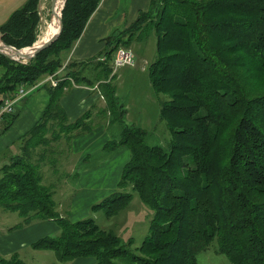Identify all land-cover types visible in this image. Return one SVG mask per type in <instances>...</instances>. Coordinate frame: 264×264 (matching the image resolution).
<instances>
[{"label": "trees", "instance_id": "1", "mask_svg": "<svg viewBox=\"0 0 264 264\" xmlns=\"http://www.w3.org/2000/svg\"><path fill=\"white\" fill-rule=\"evenodd\" d=\"M99 1L66 0L57 38L25 62L0 52V100L56 72L62 66L60 52L80 36ZM38 4L26 0L0 24L4 43L33 44ZM147 20L156 55L148 78L156 94L169 96L159 115L170 130V143L150 144L144 128L120 120L115 88L102 83L107 110L121 123L117 143L128 149L129 158L118 190L92 205L113 215L136 193L153 211L149 232L136 249L140 253L129 247L131 239L124 242L98 229L91 218L60 216L52 186L42 182L43 155L29 162L30 149L46 142V120L66 121L58 98L70 82L67 77L93 82L77 70L81 62L68 63L58 84L47 87L49 100L22 146L25 160L16 158L1 168L0 205L17 210L25 221H56L59 233L42 236L31 247L51 250L62 262L93 257L94 264H196L197 254L216 240L229 264H264V0H150L125 29H140ZM114 36L106 41L103 55L109 64L94 73L97 81L112 70ZM0 264L26 263L13 253Z\"/></svg>", "mask_w": 264, "mask_h": 264}, {"label": "crops", "instance_id": "2", "mask_svg": "<svg viewBox=\"0 0 264 264\" xmlns=\"http://www.w3.org/2000/svg\"><path fill=\"white\" fill-rule=\"evenodd\" d=\"M25 1L0 0V24L4 23L10 13L20 7ZM149 4L150 0H100L86 22L80 36L72 43L70 48L60 52L62 66L56 70V76L62 79L65 74V66L72 62H77V64L81 62L76 68L88 77H90V74L99 71L100 66L94 65L93 67L92 63L104 59L103 51L107 39L134 21L140 11L148 9ZM142 69L140 68L139 70ZM118 70L116 69L115 74L120 72ZM45 76L41 77L27 95L16 103L14 114L5 116L0 124V175L2 174L1 168L4 165H8L16 158H20L24 140L27 138L26 133L40 119L46 107L49 100L47 87L50 85L47 81H44L46 79ZM67 78V80L70 79V82L65 83L66 85L63 86L58 98V103L66 115L65 122H74L86 115L87 121L94 124L90 130L72 133L66 142V156L67 158H72L71 170H73V174L76 171L78 172L79 179L75 181L76 188H78L77 191L72 190L71 193H68L65 201H68L70 216H76L89 206L90 198L102 200L114 192L119 179L115 181L116 183H113L115 188L104 192H109L107 195H104L103 191L98 193L95 190L87 189L96 182L93 172L100 176L98 182L102 183L101 177L103 175L101 172L105 170L103 166L106 159L101 155V150L106 145L108 138L101 123L106 122V114H108L107 118L112 114L107 110L106 100L100 88H93L85 82L75 83L71 77ZM114 95L120 104L117 89H115ZM147 99V95L142 97L140 108H135L134 106L137 120L128 119V123L138 122L140 118L142 120V118L149 116V113L151 121H153V114L149 109V101ZM109 121L119 120L112 115ZM121 150L125 151L124 149ZM30 152L33 155L32 149H30ZM40 156L33 157V161L29 159V162L38 161ZM20 160L24 161L25 158L21 157ZM42 163L43 160L40 161V165ZM42 168L44 167L40 166V170ZM122 168L123 166L119 168L118 178H120ZM51 170H54V168H51ZM55 180L58 181V177ZM72 182L73 178L71 181L73 187ZM30 214L27 215V218L30 217ZM25 218L17 210L0 205V256L8 258L13 253H16L24 261V259L28 258L26 254H30L28 252L25 253V249L31 247L33 241L42 237V234H45L48 230L53 231L55 235L59 232V227L53 220L34 219L30 221L27 219L25 221ZM70 219L74 221L71 217ZM47 264H94V259L91 257H76L62 262L54 254V261L52 260Z\"/></svg>", "mask_w": 264, "mask_h": 264}, {"label": "rangeland", "instance_id": "3", "mask_svg": "<svg viewBox=\"0 0 264 264\" xmlns=\"http://www.w3.org/2000/svg\"><path fill=\"white\" fill-rule=\"evenodd\" d=\"M38 7L40 20L37 28L36 40L41 33L46 18L51 14L50 9L52 8V0H39ZM148 22L149 21L147 20L141 25L140 29L132 30V32H128L123 28L124 30L122 29L123 31L119 30L116 32V37L114 36L112 39V41H115L117 47L125 46L132 50L134 54V62L132 64L115 68L111 65L112 70L110 71V75L97 81L94 78V74H90L89 78H91V81L93 82L85 83L93 88H100L101 90L102 83L110 86L113 85V87L119 92V102H121V106L119 105L116 107V113L117 116H119V119L125 124H133L144 128L146 130L145 140L148 143L160 144L164 147H168L171 133L165 121L160 118L158 108L160 109L162 101L167 100L169 96L164 93L156 94L147 78L148 66L156 56L155 37L151 30L152 24ZM96 62H93L92 65L93 67L94 65L97 67L100 66L99 70L109 64L106 65L105 58L102 61ZM124 68L126 69L124 70ZM140 68L143 69L139 70ZM116 69H119L120 72L115 74ZM112 74L113 78L111 77ZM146 95L148 96L147 100L149 101V109L153 114V121H151L149 113V116L142 118V120L140 118L138 122L134 121L128 123V119L137 120L134 106L135 108H140V100ZM107 115L108 114H106V122L101 123L108 138L106 145L101 150V155L106 159L103 166L105 170L101 172L103 175L101 177L102 183L98 182L100 176L93 172L92 174L94 175L96 182L87 188L95 190L98 193L102 191L104 193L109 189L115 188V184L113 185V183L119 179V168H121L123 163L129 158L128 149L117 143V136L119 135L118 131L121 128L120 121H109L112 115L108 118ZM85 116L86 115L78 118L74 122H63L61 124H59L55 118L54 121H52L53 119L49 117L46 120L43 135L46 142L45 144H37L35 147L31 148L33 155L31 154L30 159L33 161V157L43 155V166L41 165V167H44L41 169L42 182L46 185L52 186L54 209L60 214V216H68V218L71 217L74 220L91 218V221L93 220L92 222L98 226V229L112 231L124 242L131 239L132 243L129 244V247L134 252L140 253L136 249L149 232V221L152 218L153 211L147 204L140 200L136 193L124 208L113 215L106 214L104 208L100 207L101 205L92 209L91 206L93 204L101 201L96 200V198H90L89 206L79 215L70 216L69 214L68 201L65 200L68 193H71L72 190L77 191L78 188H76L75 181L79 179V174L77 171L73 174V170H71L73 160L72 158H67L65 148L69 136L74 132L81 131L78 125H75V122L78 121V124L79 122H82L83 125L93 127L94 124L87 121ZM121 149H124L125 151H122ZM52 161L54 162L51 164ZM51 168H54V170H51ZM56 177H58V181L55 180ZM72 178L74 188L71 185ZM116 190H118V187ZM108 193L109 192H106L104 195H107ZM97 233L98 232L95 234ZM42 235L55 236L54 232L51 230H48ZM27 252L30 254H26L28 255L26 256L28 258L26 260L24 259L26 264H47L52 260L54 261V252L51 250H37L32 247H27L25 253ZM1 257L2 256H0V258ZM10 257L2 258L9 259ZM196 264H229V261L225 254H222L217 250L216 240H213L205 249L197 254Z\"/></svg>", "mask_w": 264, "mask_h": 264}, {"label": "built area", "instance_id": "4", "mask_svg": "<svg viewBox=\"0 0 264 264\" xmlns=\"http://www.w3.org/2000/svg\"><path fill=\"white\" fill-rule=\"evenodd\" d=\"M134 62V54L131 49L125 46H118L113 54L111 65L113 68L130 65ZM46 79L50 86H56L59 81V77L56 76V72L47 74ZM34 84L20 85L12 94L3 95L0 100V124L5 116L12 115L15 112L16 103L27 95Z\"/></svg>", "mask_w": 264, "mask_h": 264}, {"label": "water", "instance_id": "5", "mask_svg": "<svg viewBox=\"0 0 264 264\" xmlns=\"http://www.w3.org/2000/svg\"><path fill=\"white\" fill-rule=\"evenodd\" d=\"M65 1H63V4H62V7H61V10H60V16H59V26H58V30L52 34L46 41H44L43 43L35 46V42L30 45V46H25V47H22V48H15L14 46H11V45H8L6 43H4L1 39V42H2V46H0V52L3 53L4 55H6L7 57L9 58H12V59H15V60H18V61H22V62H25L26 60L34 57L36 55V53H38L40 50H42L43 48L47 47L48 45H50L58 36V32L60 30V23H61V11L65 5ZM53 9H52V14L50 16L51 20L53 19ZM26 47H32V52L29 53V54H25V53H22L21 52V49L23 48H26Z\"/></svg>", "mask_w": 264, "mask_h": 264}, {"label": "bare ground", "instance_id": "6", "mask_svg": "<svg viewBox=\"0 0 264 264\" xmlns=\"http://www.w3.org/2000/svg\"><path fill=\"white\" fill-rule=\"evenodd\" d=\"M64 0H52V8L51 10V14H52V9L53 11V19L51 20L50 16L51 14L46 18L44 25L41 29V33L38 35V39L35 41V46L43 43L44 41H46L52 34H54L58 28L59 25V16H60V10L62 7ZM46 3V2H45ZM0 46H2V42L0 40ZM22 53L25 54H29L32 52V47H26L21 49Z\"/></svg>", "mask_w": 264, "mask_h": 264}]
</instances>
